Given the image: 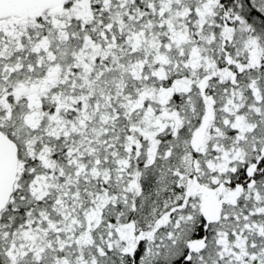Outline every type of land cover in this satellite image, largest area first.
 I'll use <instances>...</instances> for the list:
<instances>
[{
    "label": "snow or ice",
    "instance_id": "1",
    "mask_svg": "<svg viewBox=\"0 0 264 264\" xmlns=\"http://www.w3.org/2000/svg\"><path fill=\"white\" fill-rule=\"evenodd\" d=\"M0 264H264V0H0Z\"/></svg>",
    "mask_w": 264,
    "mask_h": 264
}]
</instances>
